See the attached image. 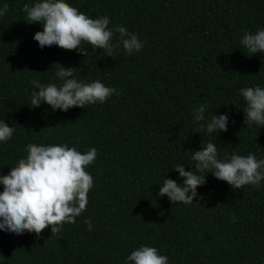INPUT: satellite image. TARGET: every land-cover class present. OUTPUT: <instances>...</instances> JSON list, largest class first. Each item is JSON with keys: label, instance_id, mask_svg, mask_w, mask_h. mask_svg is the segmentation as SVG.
<instances>
[{"label": "trees", "instance_id": "1", "mask_svg": "<svg viewBox=\"0 0 264 264\" xmlns=\"http://www.w3.org/2000/svg\"><path fill=\"white\" fill-rule=\"evenodd\" d=\"M36 2L0 0V9L8 5L0 17V121L15 128L0 142V175L27 157L28 144L94 147L85 169L93 187L86 210L57 234L51 226L39 236L0 230V264H125L141 246L157 248L168 264H264V181L232 189L208 173L191 204L158 195L165 179L182 183L176 165L196 172L192 156L208 142L221 160L264 159V127L244 126L240 94L264 88V54L249 57L240 43L245 32L264 29V0H66L143 44L131 55L120 45L112 56L83 42L85 56L41 48L33 37L42 24H28L22 11ZM56 63L74 68L78 82L99 80L119 95L67 112L45 102L31 108L32 80L62 84ZM202 105L205 121L197 122ZM215 114H228V130L200 131Z\"/></svg>", "mask_w": 264, "mask_h": 264}, {"label": "clouds", "instance_id": "2", "mask_svg": "<svg viewBox=\"0 0 264 264\" xmlns=\"http://www.w3.org/2000/svg\"><path fill=\"white\" fill-rule=\"evenodd\" d=\"M8 11L5 4L0 9V17ZM22 11L26 13L28 24L39 23L43 31L34 34V40L41 48L56 45L64 50H77L86 55L82 42L94 49L103 50L105 56H112L116 47L123 46L131 55L139 52L143 44L137 35L122 26L115 27L118 33L113 43L114 31L108 27L109 17L89 18L66 0H38L33 6L25 4ZM240 43L251 57L264 54V29L255 34L245 32ZM57 71L55 76L62 81L60 86H45L38 80H32L31 108L39 107L41 102L53 110L67 112L70 108H84L86 105L101 104L113 94L119 95L116 89L105 86L99 80L91 83L78 82L73 77L72 67L53 64ZM246 102L244 107V126L264 127V88L248 87L240 90ZM202 105L195 111L197 122L205 121V109ZM228 114L213 115L210 122L200 123V131L226 132ZM15 132L5 121H0V142L10 140ZM27 157L20 159L11 167L7 175H0V230L23 235L25 231L39 236L51 226V232H61L65 223H75L76 217L86 210L88 193L93 187V177L85 170L97 157V149L91 148L86 153L77 151L68 145L26 146ZM192 159L196 161V172L185 171L181 164L173 170L179 173L182 183L165 179L159 188V196H167L173 204L179 202L191 204L198 196L197 188L206 183L205 176L211 173L217 180L226 181L232 189L246 185L261 186L264 181V159L257 160L254 154L247 156L232 155L230 159H219L217 147L208 142L206 147L194 151ZM203 199V197H200ZM197 202V201H196ZM88 230H92L91 220H86ZM125 264H168L166 255L158 254L155 247L141 246L131 252Z\"/></svg>", "mask_w": 264, "mask_h": 264}]
</instances>
